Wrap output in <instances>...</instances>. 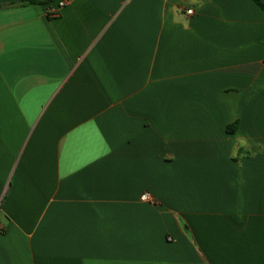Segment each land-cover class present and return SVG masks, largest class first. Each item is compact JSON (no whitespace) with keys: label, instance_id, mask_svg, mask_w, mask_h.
I'll use <instances>...</instances> for the list:
<instances>
[{"label":"crops","instance_id":"obj_1","mask_svg":"<svg viewBox=\"0 0 264 264\" xmlns=\"http://www.w3.org/2000/svg\"><path fill=\"white\" fill-rule=\"evenodd\" d=\"M22 1L0 0V264H264V10Z\"/></svg>","mask_w":264,"mask_h":264},{"label":"trees","instance_id":"obj_2","mask_svg":"<svg viewBox=\"0 0 264 264\" xmlns=\"http://www.w3.org/2000/svg\"><path fill=\"white\" fill-rule=\"evenodd\" d=\"M56 0H23L20 4L26 5V4H49L53 3ZM263 10H264V3L261 0H254ZM2 6H0L1 8ZM237 128V123L228 126V132L229 133H234ZM240 153H243L242 151Z\"/></svg>","mask_w":264,"mask_h":264},{"label":"built area","instance_id":"obj_3","mask_svg":"<svg viewBox=\"0 0 264 264\" xmlns=\"http://www.w3.org/2000/svg\"><path fill=\"white\" fill-rule=\"evenodd\" d=\"M65 2L64 1H62V2H60V4H59V6L58 7H56V8H49L48 10H47V14H48V16L49 17H52V18H54V17H58L59 15H60V11H61V9L62 8H64L65 7ZM193 13V10H188V14H192ZM142 200L143 201H149L150 200V196H149V194H144L143 195V197H142Z\"/></svg>","mask_w":264,"mask_h":264}]
</instances>
